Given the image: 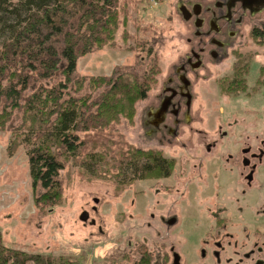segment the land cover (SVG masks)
I'll list each match as a JSON object with an SVG mask.
<instances>
[{"label": "rangeland", "instance_id": "rangeland-1", "mask_svg": "<svg viewBox=\"0 0 264 264\" xmlns=\"http://www.w3.org/2000/svg\"><path fill=\"white\" fill-rule=\"evenodd\" d=\"M119 5L120 23L113 39L80 57L68 93L95 100L106 86L102 82L95 83L92 77L122 74L130 82L134 77L148 76L158 65L163 71L152 84L147 98L136 102L132 121L122 118L109 131L78 133L86 144L85 149L76 156H61L65 164L60 176L62 202L52 208L36 206V197L45 189L39 185L36 191L33 188L28 150L39 143L28 130L19 134L17 130L24 115L14 111L9 124L0 130V231L4 240L34 255H46L55 264L61 258L77 260L80 264H134L141 255L138 250L141 245L153 255L155 264H175V255L179 257L178 264H261L260 256L240 261L237 254V251L250 252L257 242L264 245V238L253 233L257 227L251 222L252 216L259 214L219 213L218 218L224 219L218 220L216 225L217 213H204L213 185L207 186V181L203 186L200 181L189 184L187 180L191 175L190 164L206 159L200 148L202 144L203 148L212 147L213 151L215 146L207 143L216 140L219 152L221 146L230 142L242 143L249 138L255 143L257 138H264V88L255 84L264 65V46H256L250 36L251 29L264 22V11L245 20L232 45L234 50L251 58L245 92L224 95L219 80L229 72L219 73L220 67L208 65L190 74L198 97L193 112L201 113L192 124V132L195 135L204 131L203 140L198 135L191 139L189 127L183 125L182 120L175 124L174 115L165 112L160 119L157 114L154 116L161 83L172 77V70L180 64V56L193 48L192 41L196 38L193 22L183 19L179 0H119ZM229 59V64L234 65L236 55ZM211 69L210 76L207 71ZM63 80L61 74L51 80L32 77L25 96L31 95L40 85L51 87ZM247 97L252 101L249 105ZM185 108L184 102L181 110ZM242 111L247 113V119H242L239 113ZM251 116L257 124L245 127ZM147 119L149 123L146 124ZM211 119L215 120L213 128ZM155 122L157 126L153 125ZM237 126L240 127L238 138L229 141ZM179 129L180 137L175 139ZM221 130L227 133L225 137L220 134ZM27 137L28 140L21 144ZM92 139L106 141L116 153L129 147L132 151L137 148L162 151L161 156L174 159L177 166L171 177L160 180L134 179L139 176L138 167L114 175L106 164L102 166V175L94 176L82 164L86 154L102 153L101 147L93 150ZM188 140L193 143V149ZM16 143L19 145L15 146ZM12 146L15 152L10 155ZM105 156L109 161V155ZM148 161L147 158L138 160L137 165ZM130 179H134L131 184L120 183ZM192 187L200 191L192 193ZM85 212L88 217L84 221L80 217ZM229 241L235 242L237 247L228 245Z\"/></svg>", "mask_w": 264, "mask_h": 264}, {"label": "trees", "instance_id": "trees-1", "mask_svg": "<svg viewBox=\"0 0 264 264\" xmlns=\"http://www.w3.org/2000/svg\"><path fill=\"white\" fill-rule=\"evenodd\" d=\"M119 13V0H0V130H4L18 110L24 116L17 131L20 134L28 130L39 143L28 150L33 188L36 191L39 185L45 189L35 200L39 209L52 208L62 202L60 176L65 164L61 156H76L85 149L86 144L78 133L109 131L122 118L132 121L136 102L147 98L152 84L163 71L158 65L148 76L134 77L130 82L122 74L92 77L95 83L102 82L106 86L95 100L68 93L80 57L111 42L119 27ZM250 36L256 46H264V22L254 26ZM234 66L233 80L239 83L234 90H244L251 70L250 61L241 54ZM57 74L64 80L51 87L40 85L25 96L32 77L51 80ZM255 82L264 88V65ZM26 140L28 137L22 139L21 144ZM90 143L93 150L98 147L102 150L101 154H86L82 163L94 176L102 175L103 164L110 165L114 175L138 167L140 173L134 179L160 180L175 169V160L161 156L162 151L140 148L132 151L129 147L116 153L106 141L92 139ZM14 152L12 146L10 155ZM105 155H109V161ZM144 158L149 161L137 165L138 160ZM134 179L120 183L128 185ZM138 250L141 255L134 264H155L153 255L145 247L141 245ZM59 260L57 264H80L77 260ZM28 263L55 264L46 255H34L10 245L0 231V264Z\"/></svg>", "mask_w": 264, "mask_h": 264}, {"label": "flooded vegetation", "instance_id": "flooded-vegetation-1", "mask_svg": "<svg viewBox=\"0 0 264 264\" xmlns=\"http://www.w3.org/2000/svg\"><path fill=\"white\" fill-rule=\"evenodd\" d=\"M178 7L183 19L186 22L192 21L196 27V38L192 41L194 42L193 48L180 56V64L172 70V77L161 83L158 93V107L154 116L157 117L158 115L160 119L162 113L165 112V114L174 115L172 121L175 124H179L182 120V124L189 127L190 133H192L191 139L198 135L202 136L204 140V131L200 130L195 135L192 132V124L201 113L193 112V106L198 97L197 93H194L196 84L193 85L190 74H195L198 69L204 66L208 68V65L220 67L221 71L219 73L229 72V75L219 80L222 93L233 96L232 94L245 92L247 85L244 90H234L239 87V83L233 80L235 76L234 65L239 60L241 53L234 50L232 45L234 39L239 35L238 31L244 27L245 20H250L253 16L264 11V0H179ZM235 55L234 65H230L229 56L235 57ZM245 58L251 62L250 57L245 56ZM207 72L211 76L212 69ZM249 76L250 72L246 76L247 80ZM245 99L247 105L251 104L250 97ZM184 102L186 108L181 110V105ZM243 111L239 113L243 115L242 119H247V113ZM221 112L223 113L222 109ZM149 114L151 115V113ZM147 123H149V119L146 120ZM211 123L213 128L215 120L211 119ZM236 124H238V121H236ZM256 124L257 120L251 116L245 127ZM153 125L157 126L158 124L155 122ZM239 129L240 127L237 126L236 133L229 141H235L238 138L237 131ZM155 133L159 134L158 132ZM220 134L222 137L227 135L223 130L220 131ZM179 137L180 129L175 134V139H179ZM145 139H147V136H145ZM188 141L191 143L190 140ZM251 141L246 138L242 143L232 144L230 142L221 146L219 152L218 147L215 145L216 140L213 143H207L215 146L213 151H211L212 147L203 148L202 144L200 148L203 149V157L206 159L201 163L190 164L191 168H188V170H190L191 175L187 181H189V184L200 181L202 182L200 186L206 185L207 181V186L213 185L214 190L211 186L209 191L212 194L207 198L208 205L204 213H217L214 218L216 225H218V220L224 219L218 218L219 213H234L235 216H238V213H258L259 215L252 216L251 222L253 226L257 227L253 233L259 235L260 238H264V219H262L264 217V138H257L255 143H253L254 140ZM191 144L193 149V143ZM175 162L176 168L177 161ZM173 173L165 178L171 177ZM198 191L195 187H192V193ZM256 217H259L258 221L263 223L258 222ZM260 243L257 242L255 248L250 252L242 254L237 251L240 256L239 260L246 261L260 256L259 263L263 264L264 245H260ZM227 244L236 246V243L232 241Z\"/></svg>", "mask_w": 264, "mask_h": 264}, {"label": "water", "instance_id": "water-1", "mask_svg": "<svg viewBox=\"0 0 264 264\" xmlns=\"http://www.w3.org/2000/svg\"><path fill=\"white\" fill-rule=\"evenodd\" d=\"M87 217H88V213L87 212H85V213H83L82 215H81V220H86L87 219ZM178 261H179V257H178V255H175V264H178Z\"/></svg>", "mask_w": 264, "mask_h": 264}]
</instances>
